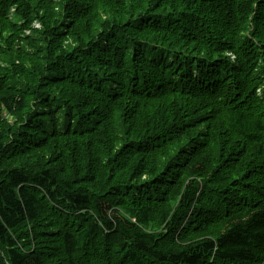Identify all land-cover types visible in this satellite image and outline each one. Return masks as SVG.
<instances>
[{
    "label": "trees",
    "instance_id": "trees-1",
    "mask_svg": "<svg viewBox=\"0 0 264 264\" xmlns=\"http://www.w3.org/2000/svg\"><path fill=\"white\" fill-rule=\"evenodd\" d=\"M0 264H264V0H0Z\"/></svg>",
    "mask_w": 264,
    "mask_h": 264
},
{
    "label": "rangeland",
    "instance_id": "rangeland-1",
    "mask_svg": "<svg viewBox=\"0 0 264 264\" xmlns=\"http://www.w3.org/2000/svg\"><path fill=\"white\" fill-rule=\"evenodd\" d=\"M51 1H53V2H57L58 0H51ZM14 12V8H11V10H10V13L12 14ZM33 27L34 28H40V24H39V22L38 21H34L33 22ZM27 33H29V31H27Z\"/></svg>",
    "mask_w": 264,
    "mask_h": 264
},
{
    "label": "bare ground",
    "instance_id": "bare-ground-1",
    "mask_svg": "<svg viewBox=\"0 0 264 264\" xmlns=\"http://www.w3.org/2000/svg\"><path fill=\"white\" fill-rule=\"evenodd\" d=\"M140 164V163H139ZM155 212H157V211H155Z\"/></svg>",
    "mask_w": 264,
    "mask_h": 264
},
{
    "label": "clouds",
    "instance_id": "clouds-1",
    "mask_svg": "<svg viewBox=\"0 0 264 264\" xmlns=\"http://www.w3.org/2000/svg\"><path fill=\"white\" fill-rule=\"evenodd\" d=\"M233 58H234V57H233ZM233 58H232V59H233Z\"/></svg>",
    "mask_w": 264,
    "mask_h": 264
}]
</instances>
